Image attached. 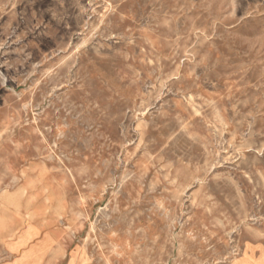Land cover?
Wrapping results in <instances>:
<instances>
[{
    "label": "rangeland",
    "instance_id": "rangeland-1",
    "mask_svg": "<svg viewBox=\"0 0 264 264\" xmlns=\"http://www.w3.org/2000/svg\"><path fill=\"white\" fill-rule=\"evenodd\" d=\"M0 264H264V0H0Z\"/></svg>",
    "mask_w": 264,
    "mask_h": 264
},
{
    "label": "bare ground",
    "instance_id": "bare-ground-1",
    "mask_svg": "<svg viewBox=\"0 0 264 264\" xmlns=\"http://www.w3.org/2000/svg\"><path fill=\"white\" fill-rule=\"evenodd\" d=\"M97 172V171H96Z\"/></svg>",
    "mask_w": 264,
    "mask_h": 264
}]
</instances>
